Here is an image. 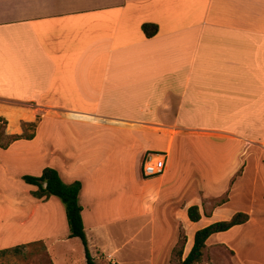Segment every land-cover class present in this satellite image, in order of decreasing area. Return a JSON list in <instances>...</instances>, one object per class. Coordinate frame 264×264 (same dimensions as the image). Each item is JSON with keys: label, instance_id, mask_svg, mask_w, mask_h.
<instances>
[{"label": "crops", "instance_id": "1", "mask_svg": "<svg viewBox=\"0 0 264 264\" xmlns=\"http://www.w3.org/2000/svg\"><path fill=\"white\" fill-rule=\"evenodd\" d=\"M144 24L155 25L157 34L147 39ZM0 117L13 135L23 134V124H37L31 140L14 141L6 150L12 164L22 165L24 155H34L27 148H36L43 166L34 177L52 168L65 184L81 183L78 201L93 260L171 264L172 245L157 241L154 225L149 254L120 253L123 239L112 238L108 227L121 219L108 223L102 195L105 170H116L109 173L110 193L119 182L112 175L126 168L127 157L140 162L144 152H155L166 154V167L149 179L140 169L142 217L145 183L157 181L155 198L189 171L200 182L215 183L214 189L232 181L225 203L210 213L193 204L201 214L197 223L188 220L191 206L184 208L186 221L197 228L181 260L197 230L241 212L248 215L245 224L215 235L243 230L244 255L236 249L240 237L215 242L229 248L236 264H264V192L256 193L264 160L254 152L264 150V0H0ZM85 128L103 132L92 133L97 140L88 144L92 134ZM64 134L76 144L64 143ZM128 142L138 143L140 155L125 152ZM54 199L39 203L48 206L46 228L55 215L64 221V208ZM234 201L238 211L224 215ZM40 237L56 236L28 239Z\"/></svg>", "mask_w": 264, "mask_h": 264}, {"label": "rangeland", "instance_id": "2", "mask_svg": "<svg viewBox=\"0 0 264 264\" xmlns=\"http://www.w3.org/2000/svg\"><path fill=\"white\" fill-rule=\"evenodd\" d=\"M37 121H40V119ZM33 124L37 128V124ZM22 129L25 136L32 134L35 136L36 129L34 131V129L24 125H22ZM83 130L86 131L84 133L88 134L103 132V130L96 128H92V131L88 128ZM11 136L21 135L11 134L8 128V122L0 117V245L11 247L22 244L24 241H30V245L26 247L25 255L22 257L12 255L0 256V264H51V261L53 264H86L83 246L80 240L68 239V226L65 213L63 215L64 221L61 220L59 215L54 214L55 216L52 222H50L51 227L46 228L43 226L42 219L45 212L48 211V206L39 205L42 202L41 200L34 201L35 199L31 195V189H27V186L21 180L23 175L35 176L36 174L34 173H38L41 170L43 162L36 159V151H38L36 148H27V151H32L34 155H24V159L21 161L23 163L22 165H18V163L12 164L6 153V150L11 144ZM61 137L63 138V142L70 146L76 144V141L70 135L64 134ZM96 140L92 134L87 143L94 144ZM114 141H118V139H114L112 143L114 144V150H117V144ZM138 143H142V141L138 140ZM138 143L128 142L129 148L127 145H124L126 147L124 149L126 150L125 152H133L136 156L140 155ZM107 150L111 152L112 147L108 145ZM104 151L105 148L103 149V153ZM257 151L254 150L258 155L261 154L262 160H264V150L259 149ZM147 154V152H144L141 155L140 162L141 159L143 161ZM164 155L166 156L165 153ZM19 156L21 157L22 155ZM127 158L126 168L120 171L118 176L112 175L115 178L119 177V182L117 188L110 193L108 192L110 191L109 187L112 181L109 178V173L112 174L116 170L109 169L104 172L105 176H108L107 180L103 183L104 188L106 185L108 187L102 195L110 208L107 211L111 214V217L109 215L107 217L109 220L108 223L114 217L121 219L118 222L110 223L108 233H110L111 237L117 235V241L123 239L124 247L120 249V253L135 252L149 254L152 247L151 236L154 225L157 241L159 239H168L170 245H172V249L168 251L172 254L171 264H181L177 253L180 250L184 252L185 248H189L190 232L197 228L192 227L186 221L183 211L184 208L187 205L193 206V204H200L205 213H210L217 204L227 199L229 193L228 187H230L232 181L227 182L223 190H219L217 187L214 189L211 185L215 183L200 182V175L189 171L186 175H182L181 178L183 180H177L171 183L166 192L160 190V195L157 193L155 198L153 194L156 193L157 181L145 183L141 192L147 197L142 199V211H146L147 216L142 217L138 212L139 199L136 196V192L139 191V183L137 182L140 178L141 164L136 158ZM80 174H85L84 168L80 169ZM260 181L259 188L256 192L257 195L264 192V181ZM33 190L36 189L34 188ZM31 199L35 203H32L30 201ZM54 200L61 205L57 199ZM26 201H29L30 204H26ZM101 201L103 203V200ZM37 206H39V209ZM114 206H116V211L113 209ZM237 207L236 201H234L223 209V214L229 215L230 213H236L238 211L236 210ZM154 213H158L157 215L160 219H156L155 223H151L150 217L155 216ZM164 218L168 223L164 221ZM44 234H51L56 237L52 241H45L42 237L28 239L32 235L41 236ZM222 235L224 234L214 235L212 237L213 241L205 247L202 260L197 264H236L231 258L233 254L229 248L215 242L230 237H240L239 245H236L237 242L234 245L237 246L236 249L240 250V255H244L242 252L244 247V240L242 239L244 235L243 230H238L227 237H218ZM236 246L233 247L235 248ZM65 255H69V258H66ZM93 262L94 264H101L99 259H94Z\"/></svg>", "mask_w": 264, "mask_h": 264}, {"label": "trees", "instance_id": "3", "mask_svg": "<svg viewBox=\"0 0 264 264\" xmlns=\"http://www.w3.org/2000/svg\"><path fill=\"white\" fill-rule=\"evenodd\" d=\"M142 31L147 39L154 37L157 34V27L152 24H144ZM24 126L35 129L34 124H23ZM33 135L11 136V143L20 139L31 140ZM21 180L26 184L36 187V191L32 192L33 198L46 201L50 197L57 198L62 204L65 212L66 222L68 226V239L80 240L86 264H94L91 256L88 241L84 231L81 212L82 208L79 205L78 196L81 190V183L75 181L71 184H65L59 177L56 170L52 168H44L39 177L24 175ZM226 200L220 202L216 206L222 205ZM206 216V214H205ZM188 220L192 223H197L201 219L199 208L191 206L187 209ZM248 221V215L245 213H236L229 220L215 222L207 227L197 230L193 236V245L187 257L182 261L183 250L177 253L181 264H197L202 260L203 251L206 247L208 239L219 233H224L231 228L243 225ZM29 245V244H28ZM28 245H17L7 249L0 250V256L12 255L22 257L25 255V249Z\"/></svg>", "mask_w": 264, "mask_h": 264}, {"label": "built area", "instance_id": "4", "mask_svg": "<svg viewBox=\"0 0 264 264\" xmlns=\"http://www.w3.org/2000/svg\"><path fill=\"white\" fill-rule=\"evenodd\" d=\"M166 167V157L164 154L148 153L141 164L142 177L149 179L161 176Z\"/></svg>", "mask_w": 264, "mask_h": 264}]
</instances>
